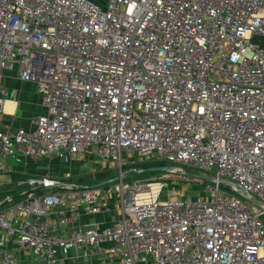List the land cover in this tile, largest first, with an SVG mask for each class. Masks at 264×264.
<instances>
[{
  "label": "built area",
  "instance_id": "2783aa9c",
  "mask_svg": "<svg viewBox=\"0 0 264 264\" xmlns=\"http://www.w3.org/2000/svg\"><path fill=\"white\" fill-rule=\"evenodd\" d=\"M14 67L36 85L44 113L29 131L0 130V160L83 169L91 159L119 174L27 194L0 211L7 242L39 264L85 248L117 264H264V0H0V114L3 72ZM123 154L216 181L198 199L165 182H125ZM220 180L240 190L225 192ZM110 198L113 224L76 229ZM61 206L54 225L67 235L48 218ZM0 264L21 262L5 248Z\"/></svg>",
  "mask_w": 264,
  "mask_h": 264
},
{
  "label": "crops",
  "instance_id": "0c3cea01",
  "mask_svg": "<svg viewBox=\"0 0 264 264\" xmlns=\"http://www.w3.org/2000/svg\"><path fill=\"white\" fill-rule=\"evenodd\" d=\"M3 84L8 88L9 96L7 102H5L2 113L0 114V130L3 132H15L18 128H22L26 131L31 130L32 122L34 118L42 113L44 109L41 104V96L35 84L21 81L18 78L17 68L14 67L11 70H5L3 72ZM26 158H16L12 160H0V193H5L9 189H14L12 186L11 176L13 174L29 175L31 172H35V164ZM32 175V174H31ZM22 184V183H18ZM21 195H27V192H23ZM26 200V198L24 199ZM23 200V201H24ZM10 201V197L7 196L5 201H0V207ZM22 201V202H23ZM4 210V209H3ZM65 210L64 206L51 209L48 212V218L51 224V230L58 235H67L70 233V228H57L54 224L58 217H60ZM2 211V210H0ZM119 212L114 207V199H108V211L101 212L92 217L81 216L77 222L76 229L83 231L89 225L102 227L113 224L119 218ZM7 248L21 264H39L30 253L21 251L16 245V238H13L11 242H7L4 232L0 231V250ZM97 250L91 248H85L81 251H74L72 249L62 250L59 253L58 264H80L84 259L89 264H107L100 261L96 254ZM81 255H91L89 257L82 258ZM96 256L97 261L93 256ZM28 256L29 259H26ZM77 257L79 259H77ZM84 260V261H85Z\"/></svg>",
  "mask_w": 264,
  "mask_h": 264
},
{
  "label": "rangeland",
  "instance_id": "374dc122",
  "mask_svg": "<svg viewBox=\"0 0 264 264\" xmlns=\"http://www.w3.org/2000/svg\"><path fill=\"white\" fill-rule=\"evenodd\" d=\"M93 3L98 4L101 8H103L106 4V0H90ZM91 159L88 160V163L86 164L85 168H80L78 166H74L69 164L68 162H60L57 159H52L51 161H39L35 164V172H31L32 175L37 180H52V181H61L66 183H72L73 181H76L78 179L84 178L83 183H91L97 178H95V174L97 172H109L113 171V173L118 177L119 174V168H106L102 169V166L100 164H95L93 162H89ZM94 161V160H93ZM122 161L125 163L122 167V175L125 182H143V183H158V182H165L167 183L168 187L167 189L170 192H175L177 197L181 198H187V199H198V198H204L207 196L208 190L214 185L213 182H208L199 180L196 178V176H209L213 175V172H203L195 169H190L185 166H183L184 173H160V174H154L150 172H145L150 162L146 163H139L136 158H134V162L130 163L128 162V158L123 154L122 155ZM152 163V162H151ZM143 172V173H142ZM32 177V176H31ZM114 178V179H115ZM30 181V180H28ZM74 183V182H73ZM22 185L21 187L23 190H27L34 184H28ZM226 185L220 184V187L225 192H231L230 189L225 188ZM52 191L48 190L46 193H51ZM166 192V190H165ZM262 223L264 224V217H262ZM81 254H79L80 256ZM89 257L91 255H81L82 258ZM94 260L97 261L96 256H93ZM26 259H29L28 256ZM85 260V259H84ZM82 261L80 264H89L88 262ZM103 263L107 264H117L112 259H105ZM148 264H153L149 259H147ZM34 264V262H32ZM76 264V263H72Z\"/></svg>",
  "mask_w": 264,
  "mask_h": 264
},
{
  "label": "trees",
  "instance_id": "16d2710c",
  "mask_svg": "<svg viewBox=\"0 0 264 264\" xmlns=\"http://www.w3.org/2000/svg\"><path fill=\"white\" fill-rule=\"evenodd\" d=\"M162 166H170V165L167 164V163H164V162H152V163H149L148 167H146L147 169L144 170V171L145 172H150V173H152V175L160 174L162 172H156L153 169L154 168H158V167H162ZM171 166L176 167L174 165H171ZM95 176H96L95 178H97V180H95V181H93L91 183H83V181H84L83 179L84 178H81V179H78L76 181H73L74 183L73 182L72 183H66V182H61V181H59V182L61 184H64V185H71V186H74V187H77V188H86V187L90 188V187L98 186L99 184H102V183H104V182H106L108 180H114L116 175L113 173V171H109V172H105L104 171V172H97L95 174ZM35 179L36 178L34 177V175H31V174H29V175L13 174L11 176V180H12V186L15 185L14 189L13 190L9 189L5 193H0V201H5L7 196L10 197V201L4 203L0 207V210L6 209L9 206L16 205V204L22 202L27 197V195H21V194L23 192H25V193L27 192L28 193L30 190L36 188V186L33 185L30 188H28L27 190H23V188L21 186L22 185H27L26 181L35 180ZM205 182L206 181H204V183ZM18 183H22V184H18ZM225 188L230 189V187H228V186H225ZM48 190L52 191L51 193H61V192H66L67 191L66 189H63V188H60V187H52V188H50ZM48 190L34 189L33 192L30 193V194H32L34 197H40L43 194H45V192L48 191ZM230 191L232 193H235L231 189H230Z\"/></svg>",
  "mask_w": 264,
  "mask_h": 264
},
{
  "label": "water",
  "instance_id": "95a60500",
  "mask_svg": "<svg viewBox=\"0 0 264 264\" xmlns=\"http://www.w3.org/2000/svg\"><path fill=\"white\" fill-rule=\"evenodd\" d=\"M177 169H179V168H176V167H173V166H162V167L154 168L153 170L156 171V172H162V173H169L170 174V173L176 172ZM196 178L199 179V180L208 181V182H215L216 181L215 178L209 177V176H204V175L196 176ZM111 181L112 180H108V181H106V182H104L102 184H99L98 186H103L105 184L110 183ZM27 183L28 184H34L36 186V188H34V189H39V190H48V189H50L52 187H57L59 185L65 186V187L66 186H70V185L60 184L58 181H52V180H46V179H44V180H37V179L30 180V181H27ZM220 183L232 188L235 191H239L240 190V188L236 184H234V183H232L230 181L220 180ZM34 189L30 190L28 193H32ZM30 201H33V199H31Z\"/></svg>",
  "mask_w": 264,
  "mask_h": 264
}]
</instances>
